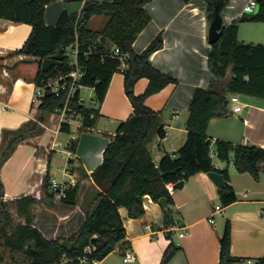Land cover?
<instances>
[{"label": "trees", "instance_id": "obj_1", "mask_svg": "<svg viewBox=\"0 0 264 264\" xmlns=\"http://www.w3.org/2000/svg\"><path fill=\"white\" fill-rule=\"evenodd\" d=\"M52 1L0 0V17L27 22L32 26L29 35L14 53L37 57L36 84L70 72L74 65L67 49L77 44V62L82 70L80 80L94 88L95 100L103 102L114 72L120 70L134 109L130 116L120 120L104 150L102 162L92 171L91 176L99 189L87 205L83 223L69 235L46 236L33 223L31 208L37 198L25 194L14 201L5 199V187L0 177V264H95L126 238L121 206L128 209L130 216L139 217L145 213V194H150L158 202L165 196L169 202V206H164L165 224L173 223L174 209L170 205L175 203L168 183L187 180L201 171L216 169L223 173L225 183L219 188L220 199L223 205L232 203L237 199V193L230 182L228 166H215L212 141L220 160L227 164L233 161L239 172H249L256 179L260 177L264 171L263 146L234 143L223 138L213 140L208 134V126L213 117L231 114L229 104L232 94L264 98V43L245 42L238 36L240 22L264 20V0H258L256 12H244L223 24L220 37L211 43L208 58L215 78L209 85H199L194 90L186 120V141L176 152H165L159 161L154 160L149 144L155 136L163 138L167 135L163 109H154L145 100L148 95L171 82H178V79L157 68L150 59L151 53L164 45L162 31L142 51L133 48L136 37L151 20V14L145 7L151 0H83L80 12L64 9L55 24H48L45 6ZM205 1L207 17L211 22L216 2L220 3L222 11L229 0ZM97 14L108 16L101 29L88 26L90 17ZM115 45L119 47L118 53L114 50ZM61 47L64 48L63 62L43 70V58L58 52ZM124 52L128 56L126 66L121 69L119 54ZM141 77H147L149 83L143 92L136 93L134 86ZM65 104L67 114L81 115V130L94 126L100 116L99 108L85 104L80 90L69 96L65 89L45 93L39 104L41 118L60 111ZM44 130L39 120H29L16 129H4L0 168L20 142ZM60 130L70 132L71 124L63 120ZM77 142V139H71L69 149L75 151ZM51 180L48 172L44 177L47 197L60 199L69 205L77 204L80 180L69 183L65 195L52 189ZM15 215L24 219L18 217L16 221ZM231 242V221L227 219L220 235L218 264H245L247 258L232 254ZM89 246L91 250H87ZM178 248L179 245L172 240L160 264H167ZM255 264H264V257H259Z\"/></svg>", "mask_w": 264, "mask_h": 264}, {"label": "crops", "instance_id": "obj_2", "mask_svg": "<svg viewBox=\"0 0 264 264\" xmlns=\"http://www.w3.org/2000/svg\"><path fill=\"white\" fill-rule=\"evenodd\" d=\"M247 1L244 0L243 6ZM83 2L54 0L47 3L46 22L55 24L64 9L80 12ZM145 7L151 14V20L136 37L133 48L142 51L162 31L164 45L151 53V62L178 79V82H171L148 95L145 100L150 107L163 109L167 135L163 138L155 136L153 143L149 144L154 160L159 161L165 152H176L186 141V120L194 90L196 86L209 85L215 75L208 62L211 51L210 21L205 0H151ZM243 9L225 11L224 7L221 11L223 24L242 15ZM107 20L105 14L93 15L88 26L101 29ZM243 22L255 25L242 26ZM31 28L30 23L0 17V145L4 129L19 128L29 120H39L45 130L16 146L1 166L0 177L5 187V199L14 201L25 194L37 198L31 208L33 223L46 236L53 238L69 235L83 223L87 205L93 198L90 191L97 192L99 189L91 176L92 171L102 162L104 150L120 120L130 116L134 108L125 91L124 74L118 70L112 76L105 99L97 107L100 116L94 126L81 130V115L67 114L64 121L71 124V131L66 132L60 130L63 121L61 111L48 113L41 118V98L35 94L38 59L35 55L14 53ZM238 36L245 42L264 43V20L240 22ZM148 83L147 77L139 78L134 86L135 92H143ZM89 87L94 91L93 87ZM238 94L242 109L236 111L235 103L230 100L231 114L213 117L209 122L208 134L213 140L223 138L234 143L264 147V98ZM77 130L80 132L78 135L74 134ZM62 133L69 135L65 137ZM73 138L78 141L75 151L68 147ZM213 143L215 166H228L237 199L222 205V210H216L213 202L220 199V187L208 172H198L184 180L182 187H174L171 194L175 204L170 205L174 209V222L166 225L164 206L150 194H145L143 215L132 217L125 206L120 207L126 238L95 264H160L172 240L179 248L167 264H218L220 235L227 219L231 221L232 254L251 258L252 264L259 257H264V171L258 179L249 172H239L233 161L227 164L217 157ZM58 152H61V158L64 157L63 152L67 154L63 158L62 179L70 180L74 176L81 181L79 199L75 205L49 198L44 191L47 173L51 178H57L55 164L61 159ZM217 212H222L220 219L216 218ZM20 219L24 218L20 216ZM147 224L151 226L150 229L146 228ZM129 250L134 258L125 260L124 256Z\"/></svg>", "mask_w": 264, "mask_h": 264}, {"label": "built area", "instance_id": "obj_3", "mask_svg": "<svg viewBox=\"0 0 264 264\" xmlns=\"http://www.w3.org/2000/svg\"><path fill=\"white\" fill-rule=\"evenodd\" d=\"M259 2L258 0H248L244 5V12H255L258 9ZM80 17V14L79 16ZM114 50L116 53L119 52V47L117 45L114 46ZM77 53H78V46L77 44L70 47V58L71 63L74 65L72 70L65 74H59L57 76H52L42 82V84H37L36 88V97L42 98L47 91L50 92H58L60 90H68V95L71 96L78 90H81V87L84 85L80 78L82 75V70L77 62ZM69 54V53H68ZM73 56V58L71 57ZM128 56L127 52H124L123 54H119V58L121 60V69H123L126 66V57ZM230 100L235 103L234 109L236 111H239L242 109V104L239 99V94L235 93L232 94L230 97ZM61 111V120H67V104L60 110ZM66 173V171H65ZM77 180L73 176L70 178V180L65 179H57L52 178L51 180V187L55 191L59 192L60 194L65 195L66 194V187L69 183H75ZM175 182L168 183V189L170 192L174 190ZM216 210H222V206L219 204L215 205ZM147 229H150L151 226L149 224L146 225ZM87 250H91V247H87ZM134 258V254L131 250H129L125 256V260H132ZM245 264H252L253 260L251 258H247L244 262Z\"/></svg>", "mask_w": 264, "mask_h": 264}, {"label": "water", "instance_id": "obj_4", "mask_svg": "<svg viewBox=\"0 0 264 264\" xmlns=\"http://www.w3.org/2000/svg\"><path fill=\"white\" fill-rule=\"evenodd\" d=\"M213 17L210 22L209 27V42L213 43L215 40H217L221 35V28L223 26V16L220 9V3L217 1L215 4V9L213 11ZM96 44H100L99 42H96ZM64 59V48L61 47L58 52L43 58L41 67L43 70H48L52 65L55 64H61ZM210 140V138H209ZM209 176L213 179V181L219 186H224V175L222 172L218 170H211L208 171ZM184 184V179H181L175 183L176 187H182ZM160 203L163 206H169L168 198L162 197L160 199Z\"/></svg>", "mask_w": 264, "mask_h": 264}, {"label": "rangeland", "instance_id": "obj_5", "mask_svg": "<svg viewBox=\"0 0 264 264\" xmlns=\"http://www.w3.org/2000/svg\"><path fill=\"white\" fill-rule=\"evenodd\" d=\"M243 2H244V0H229L228 3L225 5V11H227V10H230V11L239 10L242 7H244L243 6ZM229 4H231V6H229ZM246 25L251 27V26H254L255 24L253 23V25H252V23L249 24V22H246V23L243 22L242 23V26H246ZM67 52L70 55V48L67 49ZM71 57L73 58V56H71ZM81 98L85 102L86 105H91V106H94V107H99V105L101 104L97 100L94 102L95 93H94V91H92V89L89 86H86V85H83L81 87ZM79 133L80 132L77 130V131H75L74 134L78 135ZM68 135H69L68 133H62V136H65V137H67ZM151 143H153V140L151 141ZM213 147H214V143H213ZM57 155H58V158H61L62 157L61 152H58ZM63 156H64L63 158H65L67 156V154L65 152H63ZM63 158H61L55 164V171H56L55 176L58 179H62L63 178V171H62V167L64 165ZM90 192L92 194V197H94L95 194H96V192H94L92 190ZM213 204H214V206L216 204H219L221 206L223 205L220 199H215L214 202H213ZM221 216H222V212H217L216 213V218L220 219ZM18 217L20 218V216H16L15 215V220L16 221L19 220Z\"/></svg>", "mask_w": 264, "mask_h": 264}]
</instances>
